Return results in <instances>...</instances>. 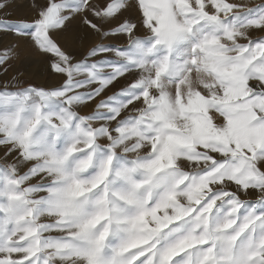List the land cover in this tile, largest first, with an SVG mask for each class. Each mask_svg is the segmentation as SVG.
<instances>
[{"label":"snow or ice","instance_id":"6c2138e0","mask_svg":"<svg viewBox=\"0 0 264 264\" xmlns=\"http://www.w3.org/2000/svg\"><path fill=\"white\" fill-rule=\"evenodd\" d=\"M11 6L0 264H264V0Z\"/></svg>","mask_w":264,"mask_h":264},{"label":"rangeland","instance_id":"374dc122","mask_svg":"<svg viewBox=\"0 0 264 264\" xmlns=\"http://www.w3.org/2000/svg\"><path fill=\"white\" fill-rule=\"evenodd\" d=\"M31 0H12V6L7 9L11 13L10 18H30L33 12V9L30 7ZM43 2V0H41ZM247 3H254L256 0H245ZM133 14L138 16L139 13L133 9ZM2 14V13H0ZM79 20L72 22V27L76 28L78 26ZM16 39L11 34H0V45L7 44ZM22 45L26 44V41L20 42ZM20 71L23 73L26 82L33 83H47L55 84L58 81L57 77L50 76L48 73L47 65L39 53L32 52L28 50V57L23 62H17L10 73ZM3 150L0 149V154Z\"/></svg>","mask_w":264,"mask_h":264}]
</instances>
